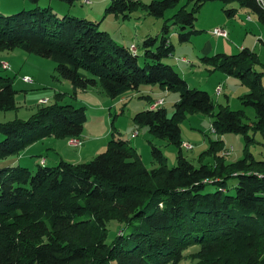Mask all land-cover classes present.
I'll return each mask as SVG.
<instances>
[{"label":"trees","instance_id":"16d2710c","mask_svg":"<svg viewBox=\"0 0 264 264\" xmlns=\"http://www.w3.org/2000/svg\"><path fill=\"white\" fill-rule=\"evenodd\" d=\"M37 3L39 0H31ZM70 4L75 0H62ZM180 0H110L106 14L129 17L143 6L154 16ZM182 6L169 19L181 25L180 41L196 33L198 8L210 0ZM230 2L233 0H222ZM264 21L256 0H236ZM99 23L72 15L58 16L51 7L36 6L18 13L0 14V51L20 48L52 59L59 77L69 81L74 95L98 84L112 98L143 83H158L179 92L174 113L165 107L145 109L134 120L156 137L178 147L177 163L169 167L162 150L152 144L157 165L148 168L129 140L111 139L91 160L35 169L15 165L0 168V264H176L184 251L194 264H264V160L251 154L236 161L214 154L213 161L195 164L183 152L180 120L187 113L214 116L215 132L241 133L251 129L264 135V87L252 69L256 56L239 54L203 56L215 70L247 78L258 90L245 96L255 106L256 119L244 122L241 112L215 104L206 90L190 87L164 57L172 54L165 23L160 43L144 39L145 65L137 52L114 42ZM189 28V29H186ZM186 29V30H185ZM185 30V31H184ZM248 80V78H247ZM13 78L0 74V110L17 108ZM86 108L69 103L42 105L28 119L0 123V159L20 153L47 136L75 137L83 133ZM211 142L209 151L220 147ZM216 144V147H215ZM122 225L111 241L109 224Z\"/></svg>","mask_w":264,"mask_h":264},{"label":"rangeland","instance_id":"374dc122","mask_svg":"<svg viewBox=\"0 0 264 264\" xmlns=\"http://www.w3.org/2000/svg\"><path fill=\"white\" fill-rule=\"evenodd\" d=\"M85 1L75 0L70 4L62 0H39L37 3L31 0H0V14L10 15L39 6L51 7L58 16L68 14L91 19L99 23V30L107 31L118 45L129 48L131 43L135 44L141 66L145 65L146 60L142 45L144 39L157 38V44L152 47L155 49L160 43L163 27L167 23L170 27L167 34L168 40L174 45V49L172 54L164 57L162 61L172 65L190 87L210 93L215 104L213 113L219 111L220 106H227L231 110L240 111L244 122L251 124L256 119L255 106L244 102L245 99L247 100L246 95L260 87V85L255 88L251 86L255 74H250L247 80V78L230 75L219 69L215 70L212 62H205L201 59L205 56L201 54V51L209 43L216 47V50L217 46L219 48L218 52L215 50L212 54H207L208 56L215 53L234 55L239 54L243 49L250 50L257 59L252 69L261 74V83L264 87V21L251 9L242 6L236 0L206 1L196 12L197 19L194 28L197 32L192 34L189 40L180 41L179 32L183 29L181 25L174 24L169 18L184 5L187 10H191L194 1L180 0L175 6L165 11L163 16L151 15L145 7L140 6L133 10L129 17L121 15L119 18L113 13L106 14L105 9L110 4V0H91V3ZM141 1L143 4H149L152 0ZM216 28L227 30L228 38L215 35L212 31ZM4 62L10 64V69L3 68ZM55 66L52 59L28 53L20 48L0 51V74L13 78L17 104L15 109L0 110V123L15 119H28L42 105H51L56 102L84 106L87 121L82 136H80L84 143L80 147H73L69 144V138L51 135L34 142L33 144L37 145L30 156L20 161L24 156V150H22L20 153L9 156L10 158H15L17 162L19 161V165L29 169H35L41 161H44L43 158L48 159L47 166H54L61 160L70 163L85 162L104 151L111 139L123 138L129 140L137 148L148 168L157 165L152 155V144L162 150L169 167L176 165L178 147L168 143L167 139L156 137L147 127L138 124L134 116L137 112L147 109L153 101L156 102L162 98L165 100L164 107L168 115L172 116L174 104L180 95L178 91L162 89L158 83H143L138 90H128L117 98H112L98 84L89 87L86 91L80 90L74 95L71 84L59 77ZM26 75L34 80L33 84L22 81V77ZM220 86L221 93L217 94ZM42 100H47V102L42 103ZM213 119L212 115L195 112L187 113L179 121L183 143L193 145L192 149L183 147L185 156L195 164L199 163V158L211 163L215 153L222 154L228 150L230 154L227 158L230 161L242 159L247 153L251 154L249 159L253 156L255 160H264L262 132L251 129L249 134L253 140L249 142L241 133H216L212 130ZM133 132H137L134 137L131 136ZM96 136L100 137L99 140L93 141L92 137ZM3 137L4 135L0 132V140ZM219 140L221 141L216 144L220 149L206 153L211 142ZM86 157L87 160H80ZM6 160L0 159V168L9 164ZM120 228L122 225L117 221L109 224L108 241L112 240L114 233ZM198 249L197 245L187 248L183 259L176 264H194L195 259L190 254Z\"/></svg>","mask_w":264,"mask_h":264},{"label":"built area","instance_id":"2783aa9c","mask_svg":"<svg viewBox=\"0 0 264 264\" xmlns=\"http://www.w3.org/2000/svg\"><path fill=\"white\" fill-rule=\"evenodd\" d=\"M85 2H86V3H91V0H86ZM256 2H257V4L260 6V8L264 11V0H256ZM248 18L250 19V16H248ZM212 32H213L215 35H217V36H222V37H224V38H228V32H227V30H225V29H222V28H216V29L213 30ZM130 49H131L134 53L137 52V46H136L135 44H132V45L130 46ZM184 60H185V59H184ZM3 68H4V69H10V64L7 63V62H4V63H3ZM22 80H23L24 82H27V83H30V84L34 83V80H33L30 76H28V75L23 76V77H22ZM220 93H221V86L217 89V94H220ZM46 102H47V100H42V103H46ZM164 103H165V100L162 98V99H160L159 101H156V102H154L153 104H151L150 108H151V109H157V108H159L160 106H162ZM212 130L215 131V129H214L213 127H212ZM136 134H137V132H136V133H133V134H132V137H134ZM82 143H83V141H82V139L80 138V136H78V137H77V136H75V137H69V144H70L71 146H73V147H80ZM182 147H184V148H186V149H192V148H193V145L183 143V144H182ZM223 154H224V155H229V154H230V151L225 150V151L223 152ZM261 174H262V176H264V171L261 172Z\"/></svg>","mask_w":264,"mask_h":264},{"label":"crops","instance_id":"0c3cea01","mask_svg":"<svg viewBox=\"0 0 264 264\" xmlns=\"http://www.w3.org/2000/svg\"><path fill=\"white\" fill-rule=\"evenodd\" d=\"M117 17V16H116ZM117 18H119V17H117ZM91 20V19H90ZM131 44H133V43H131ZM226 45V44H225ZM129 46H131V45H129ZM218 46H217V50H216V47H213L212 46V44L211 43H209V45L208 46H206L205 48H203L202 49V51H201V54H205V56L207 55V54H212L215 50V52H218ZM215 54H217V53H215ZM23 81V80H22ZM67 81V80H66ZM24 82V81H23ZM27 83V82H26ZM70 83V82H69ZM33 84V83H32ZM71 84V83H70ZM189 84V83H188ZM72 86V85H71ZM190 86V85H189ZM162 88V87H161ZM162 89H166V88H162ZM166 90H168V89H166ZM86 91V90H85ZM179 98H177L176 99V101L178 100ZM154 102V101H153ZM153 102L151 103V104H153ZM151 104L148 106V108L147 109H151L150 108V106H151ZM165 104V103H164ZM164 104L162 105V106H160V107H164ZM97 125H98V123H97ZM134 133V132H133ZM132 133V134H133ZM132 134H131V136H132ZM80 136H82V135H80ZM93 138V141H98L99 140V136H96V137H92ZM102 139V138H101ZM107 141V140H106ZM106 141H105V144H106ZM84 143V142H83ZM108 144V143H107ZM107 144H106V147H107ZM37 144H30L29 146H27L25 149H24V151H23V155L24 156H22L21 157V159H20V161L22 160V159H24L25 157H27L28 155L30 156V153L31 152H34L33 151V148L36 146ZM105 146V145H104ZM47 154H49V153H47ZM82 153H80V155H81ZM60 156H62L61 154H60ZM20 157V156H19ZM59 158V157H58ZM60 158H62V157H60ZM5 159H7L6 160V162H9V164H7V165H15V164H19V161L17 162V160H15V158H10V157H7V158H5ZM43 160L44 161H41V164H43V165H46L47 164V162H48V159H46V158H43ZM80 160H87V157L86 158H83V159H80Z\"/></svg>","mask_w":264,"mask_h":264}]
</instances>
